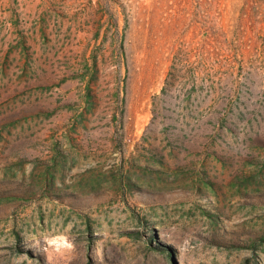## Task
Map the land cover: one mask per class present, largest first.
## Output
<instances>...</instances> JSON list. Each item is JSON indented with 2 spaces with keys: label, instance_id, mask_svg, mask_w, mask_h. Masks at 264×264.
<instances>
[{
  "label": "rangeland",
  "instance_id": "374dc122",
  "mask_svg": "<svg viewBox=\"0 0 264 264\" xmlns=\"http://www.w3.org/2000/svg\"><path fill=\"white\" fill-rule=\"evenodd\" d=\"M0 264H264V0H0Z\"/></svg>",
  "mask_w": 264,
  "mask_h": 264
}]
</instances>
